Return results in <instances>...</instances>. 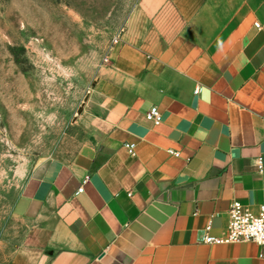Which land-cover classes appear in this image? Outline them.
I'll list each match as a JSON object with an SVG mask.
<instances>
[{"label":"crops","instance_id":"0c3cea01","mask_svg":"<svg viewBox=\"0 0 264 264\" xmlns=\"http://www.w3.org/2000/svg\"><path fill=\"white\" fill-rule=\"evenodd\" d=\"M108 57L88 140L30 175L0 264H264L203 241L264 205V0H139Z\"/></svg>","mask_w":264,"mask_h":264},{"label":"rangeland","instance_id":"374dc122","mask_svg":"<svg viewBox=\"0 0 264 264\" xmlns=\"http://www.w3.org/2000/svg\"><path fill=\"white\" fill-rule=\"evenodd\" d=\"M139 0H0V259L38 166L89 138L100 69Z\"/></svg>","mask_w":264,"mask_h":264},{"label":"built area","instance_id":"2783aa9c","mask_svg":"<svg viewBox=\"0 0 264 264\" xmlns=\"http://www.w3.org/2000/svg\"><path fill=\"white\" fill-rule=\"evenodd\" d=\"M257 27H260V23H256ZM120 40L119 36L114 38L116 44ZM106 61L109 57L105 58ZM199 90L196 88V91ZM147 117L152 119L154 123H160L162 120V113L158 107L154 106L147 112ZM135 143L128 145L130 154L135 155ZM178 155V152L171 151ZM259 171H263V158L259 157L258 161ZM83 188L81 187L80 190ZM211 223L205 227V234L203 241L207 243H229V242H241V241H254L261 245H264V205H261L258 211L255 213L249 207L245 206L240 200L234 199L229 209V221L227 226V232L222 235H213L211 232ZM264 259V250L260 255Z\"/></svg>","mask_w":264,"mask_h":264}]
</instances>
